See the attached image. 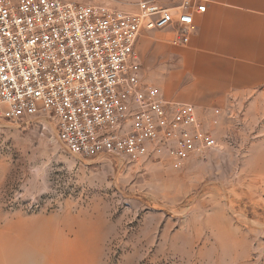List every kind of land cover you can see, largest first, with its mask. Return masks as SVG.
Returning a JSON list of instances; mask_svg holds the SVG:
<instances>
[{
	"label": "rangeland",
	"instance_id": "374dc122",
	"mask_svg": "<svg viewBox=\"0 0 264 264\" xmlns=\"http://www.w3.org/2000/svg\"><path fill=\"white\" fill-rule=\"evenodd\" d=\"M191 104L219 147L179 169L79 158L49 118L0 119V264H264V95Z\"/></svg>",
	"mask_w": 264,
	"mask_h": 264
},
{
	"label": "built area",
	"instance_id": "2783aa9c",
	"mask_svg": "<svg viewBox=\"0 0 264 264\" xmlns=\"http://www.w3.org/2000/svg\"><path fill=\"white\" fill-rule=\"evenodd\" d=\"M214 1L139 0L126 10L80 0H0V119L49 118L79 158L165 157L179 169L217 149L196 106L167 100L144 80L136 49L142 31L167 27L173 44L186 43L195 16Z\"/></svg>",
	"mask_w": 264,
	"mask_h": 264
},
{
	"label": "crops",
	"instance_id": "0c3cea01",
	"mask_svg": "<svg viewBox=\"0 0 264 264\" xmlns=\"http://www.w3.org/2000/svg\"><path fill=\"white\" fill-rule=\"evenodd\" d=\"M180 0H178V3ZM184 44L172 28L138 37L142 76L167 100L209 104L264 95V0H215Z\"/></svg>",
	"mask_w": 264,
	"mask_h": 264
},
{
	"label": "bare ground",
	"instance_id": "6f19581e",
	"mask_svg": "<svg viewBox=\"0 0 264 264\" xmlns=\"http://www.w3.org/2000/svg\"><path fill=\"white\" fill-rule=\"evenodd\" d=\"M175 5V4H174Z\"/></svg>",
	"mask_w": 264,
	"mask_h": 264
}]
</instances>
